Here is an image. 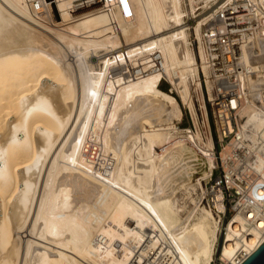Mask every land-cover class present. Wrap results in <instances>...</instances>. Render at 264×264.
<instances>
[{
    "label": "bare ground",
    "instance_id": "6f19581e",
    "mask_svg": "<svg viewBox=\"0 0 264 264\" xmlns=\"http://www.w3.org/2000/svg\"><path fill=\"white\" fill-rule=\"evenodd\" d=\"M212 1L52 0L42 15L26 0H0V264H146L159 246L178 264H212L221 217L196 191L204 194L214 164L199 146L211 147L210 138L199 125H176L182 110L159 88L160 73L123 72L148 70L160 51L163 75L198 124L200 37L210 16L191 28L184 17ZM89 56L102 60L93 66ZM242 114L254 138L264 120ZM164 143L157 162L151 151ZM257 164L264 182V156ZM255 194L259 222L249 225L248 206L231 215L225 261L241 264L264 241V188Z\"/></svg>",
    "mask_w": 264,
    "mask_h": 264
},
{
    "label": "built area",
    "instance_id": "2783aa9c",
    "mask_svg": "<svg viewBox=\"0 0 264 264\" xmlns=\"http://www.w3.org/2000/svg\"><path fill=\"white\" fill-rule=\"evenodd\" d=\"M51 1L46 5L44 0H26L32 12L42 15L50 14L47 8ZM94 1L95 5L103 2ZM208 16L201 28L203 59H198L206 72L204 74L201 70L200 74L203 83L202 108L206 110L209 106L213 122L212 129L207 112L204 113L207 129L203 130V136L210 138L212 146L207 147L202 143L199 146L206 149L214 164L206 179L201 180L204 194L199 188V203L211 208L215 215H220V222L226 217L227 211L233 214L248 206L253 213L251 217L248 216L250 212L247 213L249 225L255 226L259 222L255 213L260 211L257 202L262 200L255 193L257 189L264 188L258 173L261 165L257 164L258 157L264 156V121L252 138L250 126L243 129L247 116L242 112L244 109L250 110L264 120V0H218L214 2ZM196 17H184L186 28L192 27L190 21L196 24ZM190 42L191 45L193 42L199 44L194 36ZM147 61L148 70H144L143 64H140L126 67L123 69L124 74L129 78H140L148 71L158 72L161 74L158 86L164 81L167 83L166 89L172 93V85L163 75L160 51L153 52ZM188 112L191 120L188 129L195 131L189 109ZM180 122L176 121V125ZM202 123L205 126L204 121ZM144 127L146 130L152 128L150 124ZM166 151L167 143L157 145L152 149L151 156L158 162L165 157ZM217 193L222 194L223 211L215 207ZM225 227L212 264H234L232 260L221 258ZM154 252L155 260L146 264H178L172 261L174 256L164 246H159Z\"/></svg>",
    "mask_w": 264,
    "mask_h": 264
},
{
    "label": "rangeland",
    "instance_id": "374dc122",
    "mask_svg": "<svg viewBox=\"0 0 264 264\" xmlns=\"http://www.w3.org/2000/svg\"><path fill=\"white\" fill-rule=\"evenodd\" d=\"M218 0H216V1H212L210 4H208L209 5V7H202L203 6V3H200L199 4V6H201L197 11H196V14H199L196 18H194V20H198V19H200V18H202V17H204V16H206V15H208V13H210V9L212 8V6H213V4H214V2H217ZM211 6V7H210ZM85 9H88V7H81L80 9H78L77 10V12H79V11H83V10H85ZM190 17V16H189ZM190 24H191V26H194L195 24H193V22L192 21H190ZM193 38V36H192V34H191V36H190V39H192ZM198 46V44L196 43V42H193V45H192V49L194 50V53L196 54V47ZM104 53V51H102L100 54H103ZM102 59H99L97 56H89L88 57V61L93 65V66H95V65H97L100 61H101ZM163 89H164V91H168L166 88V85H164L163 87H162ZM171 95H173L175 98H176V100H177V102L179 103V105H180V107H181V110H182V119H181V122L177 125V126H179V128H185V129H188V125L189 124H191V120H190V117H189V112H188V109H186V105H182V102H181V99H180V97H179V95H178V93L173 89V92L172 93H170ZM195 104H196V107H197V113H196V109H195V107H194V110H195V115H196V118L195 119H197V114H198V124L196 123L197 121H194L195 123V127L197 128V130H199V128H198V125L200 126V128H201V130L203 131H205V129H207V125H206V121H205V115H204V109L201 107V106H199V101L197 100V101H195ZM193 106H194V102H193ZM191 112V111H190ZM206 112H207V119H208V122H209V124H210V126H211V128L213 129V122H212V114H211V111H210V108H209V106H207V108H206ZM192 114V113H191ZM192 116V115H191ZM193 118V117H192ZM194 120V119H193ZM202 121H204V123H205V126H202ZM182 130H184V129H182ZM191 130V129H190ZM201 169H202V167H198L197 168V172L193 175V182H195V180H194V178H197V177H199V176H201L202 174H201ZM215 173V172H214ZM204 186V185H203ZM202 186V187H203ZM197 193L199 194L201 191H200V189H198V187H197ZM176 195H177V198H181V194L180 193H176ZM192 204H190V203H188L187 204V209H188V211H190L191 209H192ZM228 207V206H227ZM232 214V212H228L227 211V213H226V217L225 218H223V220H222V222H220V226H219V234L218 235H220V236H218V241H219V246L221 245V239H222V237H223V235H224V227H225V225L228 223V221H229V219H230V215ZM215 215V214H214ZM216 216V215H215ZM230 216V217H229ZM228 219V220H227ZM227 220V221H226ZM226 228V227H225ZM214 258V257H213Z\"/></svg>",
    "mask_w": 264,
    "mask_h": 264
},
{
    "label": "water",
    "instance_id": "95a60500",
    "mask_svg": "<svg viewBox=\"0 0 264 264\" xmlns=\"http://www.w3.org/2000/svg\"><path fill=\"white\" fill-rule=\"evenodd\" d=\"M49 10L52 13L53 7H49ZM241 264H264V241Z\"/></svg>",
    "mask_w": 264,
    "mask_h": 264
},
{
    "label": "trees",
    "instance_id": "16d2710c",
    "mask_svg": "<svg viewBox=\"0 0 264 264\" xmlns=\"http://www.w3.org/2000/svg\"><path fill=\"white\" fill-rule=\"evenodd\" d=\"M164 85H166V87H167V83L164 82V81H162L161 84H160V86H159V88L162 89V90H164V89L162 88Z\"/></svg>",
    "mask_w": 264,
    "mask_h": 264
}]
</instances>
